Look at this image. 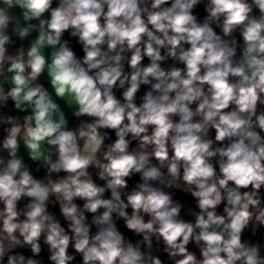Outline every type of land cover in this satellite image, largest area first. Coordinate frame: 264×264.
I'll use <instances>...</instances> for the list:
<instances>
[{"label": "clouds", "instance_id": "9594fccd", "mask_svg": "<svg viewBox=\"0 0 264 264\" xmlns=\"http://www.w3.org/2000/svg\"><path fill=\"white\" fill-rule=\"evenodd\" d=\"M0 264H264V0H0Z\"/></svg>", "mask_w": 264, "mask_h": 264}, {"label": "trees", "instance_id": "16d2710c", "mask_svg": "<svg viewBox=\"0 0 264 264\" xmlns=\"http://www.w3.org/2000/svg\"><path fill=\"white\" fill-rule=\"evenodd\" d=\"M197 11L199 12V14L201 15V16H203V9L202 8H199V9H197ZM75 50H76V52H77V54L78 55H83V53H82V51H81V49H80V47L77 45L76 47H75ZM144 63L146 64V63H148V61H147V59H145V61H144ZM171 61H169V62H167L164 66L165 67H168V66H170L171 65ZM179 66V65H178ZM142 92H143V89H142ZM142 92H141V94H142ZM119 95H120V92L118 91L117 92V96L119 97ZM115 137H114V134H113V139H114ZM98 183H100V184H103V181H97ZM130 186H131V182H130ZM176 197L177 198H179L181 201H183L186 205H189V206H192V207H194V201H193V199L190 197V196H186V195H184L183 193H180V192H176ZM78 203H81L82 204V202L81 201H77ZM52 211H55L56 213H57V215H59V211H58V207L57 208H55V209H51ZM186 218H188V219H193L192 217H186ZM123 230V229H122ZM127 234V233H126ZM26 255H30V253L29 252H26L25 253ZM42 256L44 255V253H42L41 254ZM162 258L163 259H166V254L164 255V256H162ZM78 259H79V257H78Z\"/></svg>", "mask_w": 264, "mask_h": 264}, {"label": "crops", "instance_id": "0c3cea01", "mask_svg": "<svg viewBox=\"0 0 264 264\" xmlns=\"http://www.w3.org/2000/svg\"><path fill=\"white\" fill-rule=\"evenodd\" d=\"M61 104H62V107H64L63 102H61ZM65 111H66V113H67V115H68V117H69V120H70V126H71V127H75V124L77 123V121H75V118L71 116V113L67 110L66 107H65ZM83 119H87V118H83ZM22 153H23V149H22ZM25 158H26V157H25ZM33 167H35V166H33ZM38 175H39V176H43V172L39 173Z\"/></svg>", "mask_w": 264, "mask_h": 264}]
</instances>
